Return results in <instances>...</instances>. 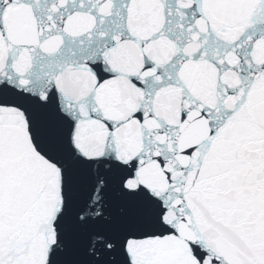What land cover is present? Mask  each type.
<instances>
[{
    "label": "snow or ice",
    "instance_id": "1",
    "mask_svg": "<svg viewBox=\"0 0 264 264\" xmlns=\"http://www.w3.org/2000/svg\"><path fill=\"white\" fill-rule=\"evenodd\" d=\"M0 264H264V0H0Z\"/></svg>",
    "mask_w": 264,
    "mask_h": 264
}]
</instances>
